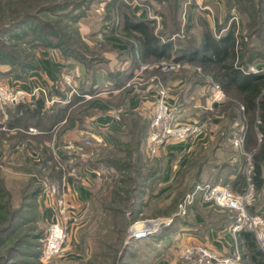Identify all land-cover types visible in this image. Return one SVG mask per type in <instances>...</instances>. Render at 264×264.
<instances>
[{
	"label": "rangeland",
	"instance_id": "374dc122",
	"mask_svg": "<svg viewBox=\"0 0 264 264\" xmlns=\"http://www.w3.org/2000/svg\"><path fill=\"white\" fill-rule=\"evenodd\" d=\"M91 2L94 1L88 0V8L81 10L83 12L80 19L76 15L71 19L58 8L41 10L38 0H0V84L7 83L13 88H21L16 87V84L28 81L31 72L40 69L45 63V51L54 50L55 47L44 45L49 43L62 42L64 48L68 47L70 54L57 55L73 63H82L86 69V73L78 75L76 68L68 64L62 71L55 72L54 77L58 79L59 85L65 87V92L61 95L52 93L44 86L21 88L29 92L37 89V92L12 106L0 104V136L9 141L25 139L27 131L30 132V126L34 125V120L29 121V115L32 110L35 111L38 99H43L44 115L46 112L47 116L55 115L57 110L64 106L67 110L64 117H71L72 113H76L77 119L81 120L80 125L86 127L90 104L88 97L93 91L92 88L89 89V85L93 84L92 81L97 79L101 72L115 76V86H119L123 81H130L129 84L141 87L146 73L153 67L152 70L156 74L152 81L157 90V98L150 111H154L159 91L164 90L166 96L168 95L167 81H177L176 90L183 88L181 94L188 90L185 100L177 97L175 101L167 100L168 103L177 108L180 121L201 124V133L206 129H213L214 132L219 131L221 127L226 129L225 140L237 148L243 162L239 165V170L237 169V184L228 181L222 183L233 189L239 185L240 189L236 191H242L246 184V161L242 149L234 140L239 135H244V148L253 154L254 160L261 143L258 134L257 140H254L253 134L260 122L259 109H249L242 94L235 87H225L226 80L217 65H202L197 62L194 64L186 58L177 59L184 53L180 48L202 46L201 41L205 33L216 39L233 33L237 55L235 59L230 58L228 61L243 72H263L264 0L259 5V8L263 9L261 12H256L253 5L249 7L252 3L257 7V0H128L132 3L133 13L137 4L148 9L155 18H150L154 31L160 33L164 30L172 37L169 55L159 59L152 58L153 61L142 56L133 58L128 71L139 67V77H132L131 73L121 74L119 71L123 68L119 65V56L112 51L113 43L123 40L119 26L125 7L115 0ZM251 13L253 17H249ZM27 17L29 19L22 23V19ZM47 23L50 25L47 26ZM82 26L89 27L90 32L83 33ZM58 29L64 31V37L57 38L52 35ZM168 36H164V39ZM132 41L135 43L137 39L133 38ZM69 46L75 49H69ZM51 58L55 60L54 57ZM110 58H115L116 63L110 64ZM31 64L38 67L29 71ZM165 64L167 68L163 69ZM21 75L22 78H19ZM183 79L186 81L185 85L179 84L178 81ZM215 83L225 88L223 89L226 98L221 102L212 103L210 95ZM174 93L177 95V92ZM16 112L25 113L20 116L26 117L27 127L22 123L23 120L20 124L13 121L11 116ZM221 114L225 117H220ZM54 115L49 116L48 123ZM45 120L47 121V118ZM72 133L61 136L59 140L52 132L43 136L49 144L53 159L42 167L33 166L31 154H34V151L29 152L22 148L16 150L18 152L13 156H9V147L1 146L0 152L3 156L0 160V264H190L181 257V252L184 247L194 244H183L177 239L178 233L184 235L186 232L185 224L190 218V209L185 215L178 214L180 203L187 192L184 188L186 183H165L147 176L146 169L157 165L158 159L163 161L160 157L163 150L161 155H158L161 149L154 155L148 149L149 130L148 136L146 134L143 139L144 150L141 156L139 151L135 155L134 150L101 151V157L114 154L126 159H116L110 163L116 166V170L103 171L104 168L101 167L103 176L93 188L90 198L83 194L79 207H72L69 199L65 198L67 186L62 181L73 169H76L78 174L85 172L93 146L88 143L91 134ZM197 135L166 144L173 146L171 158L173 165H177L175 172L181 170L186 156L184 145L177 143L190 141ZM129 138L130 136H125L121 140L122 143L130 141L131 145H135L134 142L139 138L138 133H133L130 140ZM70 139L74 143H70ZM63 142L64 145L61 144ZM111 160L107 157L106 163ZM120 161L127 167L120 169ZM26 163L31 165L27 166ZM136 164L138 167L140 164L143 166L140 168L142 173L136 172ZM61 175L62 178L59 179ZM129 177L132 178L130 181ZM136 180L138 187L128 192V185L132 187ZM53 187H56L58 192L51 194L49 191ZM61 199L64 205L59 204ZM206 203L221 210L225 219L228 218L231 223L234 221V211L212 202ZM62 210L70 214L68 237L59 254L47 256L44 251L47 226L52 219H60ZM258 210L264 212V186L261 189L256 187L253 211ZM151 219H170L171 222L158 226L143 237L130 238L133 225ZM245 249L249 251L247 243ZM245 249L240 245L241 264H254L251 256L245 257Z\"/></svg>",
	"mask_w": 264,
	"mask_h": 264
},
{
	"label": "crops",
	"instance_id": "0c3cea01",
	"mask_svg": "<svg viewBox=\"0 0 264 264\" xmlns=\"http://www.w3.org/2000/svg\"><path fill=\"white\" fill-rule=\"evenodd\" d=\"M93 1L95 2V0ZM134 9V14L139 19H155L143 5L137 4L134 6ZM81 28L83 33L90 32V28L87 26H82ZM121 37L124 41L121 40L122 42L120 41V43H115L117 42L115 41L112 47L113 54L119 56V65L123 68L119 72L123 75L131 73L130 75H132V77H139V67L134 68L132 71H128L133 58L142 56L147 58V60H153L150 57L144 56L145 50L140 41L137 40L133 43V38L137 39L133 32L122 30ZM45 53H47V56L43 57L45 63L41 65L40 69L31 72L28 81L18 82L16 87L30 89L35 86H44L51 90L52 93L61 95L65 92V87L64 85H59L58 79L54 77L55 72L62 71L68 64H71L76 68L78 75L86 73V69L82 63H73L57 55L59 53L63 54L57 48H54L52 51H45ZM48 55L54 57L55 60L52 59L51 56L48 57ZM114 60L115 58H110L109 63H116ZM152 68L146 73V77L144 78L145 81L142 83L141 87H137L135 84H129L130 81H123L119 86H115V76H110L107 72H101L99 77L92 81L93 84L91 83L92 85H89V89L92 88L93 91L89 93L88 97L90 104L86 116V127L80 125L81 120L77 119L76 113H72L73 110L71 109L73 115L71 117L67 115L61 118L52 128L51 132L58 136V140L61 136L73 134L72 132H86L92 136L88 138L89 145L93 146V149L89 155L85 172L81 171V173L78 174L75 172L76 169H73L62 181L63 184L67 186L65 198L67 200L69 199L72 207L80 206L83 200V194H86L89 198L92 196L93 188L96 187V183L103 176L100 169L104 168L103 171L116 170V166L110 163L116 159H126L123 156H115L114 154L108 156L103 155L104 157H101V151L123 150L127 152V150H134L133 152L135 155L138 151L140 152L138 154L140 156L142 155L144 150L143 142L138 143L136 141L134 142L135 145H131L130 141L122 143L121 140H123L125 136H130L128 139L130 140L132 134L138 132L142 120H150L151 118L150 114L152 112L150 109H152L157 98V90L152 81L156 73ZM180 81L181 82L178 81L179 84L183 83L185 85L186 81H184V79ZM176 86L177 81H167L169 92L166 98H168V101H175L177 97L185 100L188 90L184 92L185 94H181L183 88L178 91L176 90ZM174 92H177V95H175ZM220 117L223 118L225 115L221 114ZM64 120L66 121L64 122ZM31 127L36 128L38 131H27L28 134L26 133L25 139L20 141H9L0 136V149L2 145L9 147L10 151H8L7 154L9 156H13L14 153L18 152L16 150L22 148L29 152L34 151V154H31L33 156L32 160L34 161V164H32L33 166L42 167L44 164L42 150L44 146L49 144L47 141L40 140L41 136L45 133L43 128L36 125H31L30 128ZM222 129L221 127L219 131L215 132L213 129L210 131L206 129L204 133H200L190 141L177 143L184 145V154L186 155L184 165L178 173L175 172L176 169H174L177 165H173V160L171 158V156H173V146H163L158 153V155H161V151L163 150L160 156L163 159L161 169L150 178L155 179V181L173 183L180 177H186V179H188L193 175L202 181L205 179L208 181H219L220 183H222V181H228L232 184H237V179H235L238 176L237 169L239 165H242L243 159L237 151V148L233 147L232 143H228V141L221 139L220 135ZM72 139L69 140L70 143H74ZM61 144L64 145V142ZM2 156L3 154L0 152V160ZM107 157L112 159L109 163H106ZM26 164L27 166L31 165V163ZM234 189L239 190V185H236ZM189 209L190 218L185 224L187 226V229H185L186 232H184V235L178 233V241H182L183 244L205 243L211 249L223 254L234 253L237 246L240 250V245L242 249H245L244 238L239 234L235 235L231 231L233 222L231 223L228 218L225 219L224 213L221 210L211 206L200 198H198ZM257 212H261V210ZM243 252L245 253V257L250 258L251 253L249 251L245 249Z\"/></svg>",
	"mask_w": 264,
	"mask_h": 264
},
{
	"label": "trees",
	"instance_id": "16d2710c",
	"mask_svg": "<svg viewBox=\"0 0 264 264\" xmlns=\"http://www.w3.org/2000/svg\"><path fill=\"white\" fill-rule=\"evenodd\" d=\"M115 2L121 3L125 8L124 11L121 14V21H120V29L125 31L133 32L135 37L138 41L141 42V44L144 47L145 50V57H150L153 59H159L164 56L169 55L172 40L170 34H167V31H161L156 32L153 29V21L152 20H144L139 19L137 16L131 11V2H128V0H115ZM38 4L41 5L43 11L46 10H52V9H59L62 10V14L67 15L68 17L75 18V15L79 18L81 13L85 7L88 8V0H38ZM262 4V0H257V4L255 7V3H252L249 5H253L254 8H256V12H261L263 9L259 8V5ZM52 5V6H51ZM255 11V10H253ZM64 16V15H63ZM253 17V13L249 15V17ZM29 17L22 19V23L27 21ZM80 19V18H79ZM252 19V18H251ZM264 22V18L262 19ZM75 22L77 21L74 20ZM174 24H177V21L174 22ZM50 24L47 23V26ZM181 27V26H180ZM179 27V28H180ZM254 30V29H253ZM64 31L57 30V32L53 33V36H56L57 38L64 37L63 34ZM164 36H168L167 39H164ZM202 46L199 47H189V49H183L180 48L179 50H184V53L182 56H180L177 60H184L185 58L189 61L193 62L194 64L197 62L202 65H217L218 68L223 72V76L225 81V87L231 88L232 86L235 87L243 96V100L245 101L247 107L249 109H259V117L260 122L257 125L256 132L254 131V140H257V134H261V143L259 145V148L255 154L254 157V180L257 189H261L264 186V176H263V169H264V71L263 72H243L241 68L234 65L233 63H230L228 60L230 58L235 59L237 55V51L235 48V37L233 33H230L228 35H225L223 37H220L219 39H216L209 33H205L203 41H201ZM65 44V43H63ZM49 45L52 47H55L59 49L64 55L68 56L70 54L68 47L64 48L62 45V42L58 43H49L44 44ZM69 49H75L73 46H69ZM233 62V61H232ZM37 65H29V71L36 69ZM22 78V75L19 77ZM224 88V87H223ZM225 89V88H224ZM42 105H43V99H38L37 105L35 106V111L32 110L29 115V121L34 120V125L41 127L45 130V133L41 136L40 140L45 141L43 139L44 135L47 133H51V130L53 128V124L55 125L61 118L65 116V112L67 111L64 106H61L57 112L54 114V117L51 119V121L48 123L47 112L45 115L42 112ZM20 109L22 107H19ZM24 115L23 112H16L13 113L11 118L13 121H15L17 124L22 122L27 127V120L26 117H21L20 115ZM47 118V121L45 120ZM26 121H25V120ZM15 123V124H16ZM19 123V124H20ZM51 123V124H50ZM16 126V125H15ZM150 129V120H142L141 126L138 128V136L137 142H143V139L145 138L146 134L148 136V130ZM226 129H222L221 133V139H226ZM17 140V139H14ZM13 140V141H14ZM43 156H44V164L46 165L49 160L53 159L51 157V149L48 147V145L43 147ZM156 164L151 169H146V174L148 177H152L155 173L159 172L161 169L162 161L160 159L156 160ZM120 169L127 167L123 162L120 164ZM129 165V164H128ZM137 169L136 172L140 174L143 171L140 170L141 164L138 167V164H136ZM143 167V166H142ZM117 168L118 170H120ZM121 171V170H120ZM145 171V170H144ZM239 174V173H238ZM243 174V173H242ZM62 178V175L59 177V179ZM132 178L129 177V181ZM178 183H186L185 191H187L185 194L190 192L197 182L201 181L197 179L196 176L191 175L188 179L186 177H180L178 180ZM136 183L131 187V185L127 187L128 192L130 190H134L138 187ZM211 182V181H209ZM219 181H212V183H218ZM220 183V182H219ZM184 194V195H185ZM189 211V210H188ZM250 211L254 213L253 206L250 207ZM241 237L244 238L245 243H247L250 251L251 258L254 262V264H264V254L263 252L258 248L256 240L252 232L248 229H244L242 232L239 233ZM41 237V236H40ZM241 264V262L239 263Z\"/></svg>",
	"mask_w": 264,
	"mask_h": 264
},
{
	"label": "built area",
	"instance_id": "2783aa9c",
	"mask_svg": "<svg viewBox=\"0 0 264 264\" xmlns=\"http://www.w3.org/2000/svg\"><path fill=\"white\" fill-rule=\"evenodd\" d=\"M144 68L145 67H142V69ZM166 68L167 64H165L163 69ZM36 92L37 89H34L33 92H29L25 89L13 88L7 83L0 84V104L2 106H12L21 100L26 99V97L34 95ZM225 98L226 93L224 89L220 84L215 83L211 90V102H221ZM179 118L177 108L168 103L165 91H159V98L155 104L150 119L148 136V149L152 154H157L159 149L170 141L185 140L201 133L203 130L201 124L182 122ZM37 131L38 130L34 127L30 128V132ZM258 137L261 138L260 133H258ZM244 138V135H239L234 140V143L242 149L243 154L245 155L246 163L244 175L246 184L244 189L242 191H236L226 183L199 181L181 201L178 214L185 215L190 206H192L198 198L202 199L204 202H212L219 207L232 210L235 212V218L231 225V231L235 235H238L244 229L250 230L254 235L260 250L264 254V212L253 213L250 211V207L253 206L256 200V184L254 180L253 154L245 150L243 144ZM56 192H58L56 187L51 188L49 191L51 194ZM59 204H63L62 199ZM61 212L60 219H52L47 226L44 243V251L47 256H56L59 254L68 237L70 214L63 210ZM169 222H171L170 219L162 220L157 225H167ZM153 229H144L137 233L135 238L143 237ZM181 257L190 264H239L241 254L238 246L234 253L223 254L206 245L194 244L184 247L181 252Z\"/></svg>",
	"mask_w": 264,
	"mask_h": 264
},
{
	"label": "bare ground",
	"instance_id": "6f19581e",
	"mask_svg": "<svg viewBox=\"0 0 264 264\" xmlns=\"http://www.w3.org/2000/svg\"><path fill=\"white\" fill-rule=\"evenodd\" d=\"M161 221H162L161 219L139 221L131 227V233L137 235V233L143 231L144 229L146 230L148 228L150 229L156 228L158 226L157 224Z\"/></svg>",
	"mask_w": 264,
	"mask_h": 264
},
{
	"label": "water",
	"instance_id": "95a60500",
	"mask_svg": "<svg viewBox=\"0 0 264 264\" xmlns=\"http://www.w3.org/2000/svg\"><path fill=\"white\" fill-rule=\"evenodd\" d=\"M135 234L134 233H131V235H130V238H135Z\"/></svg>",
	"mask_w": 264,
	"mask_h": 264
}]
</instances>
